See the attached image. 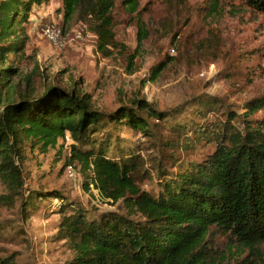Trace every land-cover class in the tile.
<instances>
[{
  "label": "trees",
  "instance_id": "obj_1",
  "mask_svg": "<svg viewBox=\"0 0 264 264\" xmlns=\"http://www.w3.org/2000/svg\"><path fill=\"white\" fill-rule=\"evenodd\" d=\"M47 1L0 0V180L13 199L22 200L23 217L41 201L61 200L55 237L73 252L66 264H216L205 252L213 227L245 245L264 243V117L255 116L264 112V93L246 102L243 115L210 97L190 110H160L137 98L103 111L76 90L45 86L18 93L10 80L19 74L16 57L25 54V25ZM240 1L264 12V0ZM124 3L132 11L139 7L138 0ZM115 5L116 0H62V11L66 21L84 22L97 37V50L111 56L120 45ZM174 59L157 63L154 74ZM122 125L159 139L157 152L177 164L174 173L163 158L151 156L156 190L143 186L153 175L141 170L145 157L117 132ZM159 125L171 135L160 137ZM67 132L66 165L79 163L86 188L93 185L115 209H85L59 188H25L28 151L61 150ZM208 144L212 150L203 152ZM7 228L0 223V237ZM16 259L0 250V264Z\"/></svg>",
  "mask_w": 264,
  "mask_h": 264
},
{
  "label": "rangeland",
  "instance_id": "obj_2",
  "mask_svg": "<svg viewBox=\"0 0 264 264\" xmlns=\"http://www.w3.org/2000/svg\"><path fill=\"white\" fill-rule=\"evenodd\" d=\"M124 1L116 0L114 8L120 45L111 56L97 50V37L84 22L64 19L62 0L35 7L25 25L29 39L24 57L17 56L14 63L19 74L10 80L17 92H40L45 86L76 90L90 95L103 111L137 98L160 110L182 105L190 110L200 98L210 97L240 115L246 113L248 100L264 93V12L240 0H138L137 11ZM168 56L175 59L155 75L153 67ZM255 116L263 118L264 112ZM156 128L160 137L171 135L161 125ZM117 132L145 157L141 170L153 175L145 179L146 189L158 188L151 156L163 158L177 172V164L157 152L159 139L125 125ZM70 142L67 132L61 150L28 151L22 164L25 188H59L85 209H115L93 185L86 188L79 163L66 165ZM210 144L203 152L212 150ZM60 203L41 201L25 219L22 200L13 199L12 189L0 180V223L8 227L0 237V250L15 253L17 264H66L73 252L55 237ZM207 247V259L216 264H264V243L245 245L215 227Z\"/></svg>",
  "mask_w": 264,
  "mask_h": 264
},
{
  "label": "built area",
  "instance_id": "obj_3",
  "mask_svg": "<svg viewBox=\"0 0 264 264\" xmlns=\"http://www.w3.org/2000/svg\"><path fill=\"white\" fill-rule=\"evenodd\" d=\"M55 33H56V32H55ZM55 33H54L53 37H54L55 35H58L57 33H56V34H55ZM69 168H70V167H69ZM70 171H71V168H70Z\"/></svg>",
  "mask_w": 264,
  "mask_h": 264
}]
</instances>
